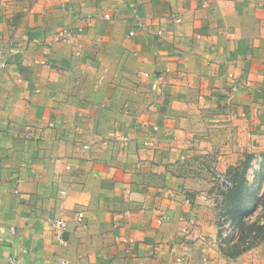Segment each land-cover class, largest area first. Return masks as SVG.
<instances>
[{"label": "crops", "instance_id": "obj_1", "mask_svg": "<svg viewBox=\"0 0 264 264\" xmlns=\"http://www.w3.org/2000/svg\"><path fill=\"white\" fill-rule=\"evenodd\" d=\"M0 51V264H264L218 236L264 163V0H0Z\"/></svg>", "mask_w": 264, "mask_h": 264}, {"label": "trees", "instance_id": "obj_2", "mask_svg": "<svg viewBox=\"0 0 264 264\" xmlns=\"http://www.w3.org/2000/svg\"><path fill=\"white\" fill-rule=\"evenodd\" d=\"M248 168V163H245L243 164L241 170L234 172L233 179L231 181L232 187L224 193L226 200L224 201L225 206L223 209H227L225 210L227 211L226 214L228 215L226 217L231 220V224H234V228H237L238 231H240L239 236L237 237V243L231 244L233 238L231 236H227L226 239L221 238L223 227L221 226L219 229L218 236L221 239L219 248L222 251V254L229 258L237 257L246 250L264 241V235H260L261 232H264V193L258 196L261 186L264 185V171L262 167V169L256 173L254 180L256 183L255 188L250 189V191L253 190V193L248 192L247 194L245 191L249 189L245 187L247 183L245 175ZM250 204L252 207H262V216L260 219H257L253 222L245 220V216L243 215L246 209L249 208ZM254 229H257L258 232H261L259 234H255L250 240H247L249 237L248 234Z\"/></svg>", "mask_w": 264, "mask_h": 264}, {"label": "built area", "instance_id": "obj_3", "mask_svg": "<svg viewBox=\"0 0 264 264\" xmlns=\"http://www.w3.org/2000/svg\"><path fill=\"white\" fill-rule=\"evenodd\" d=\"M178 21V20H176ZM160 31L157 32V35H160ZM3 54L1 53L0 51V68H4L5 67V62H4V59H3ZM236 90V87L233 86L231 88V94H233V92ZM83 218L82 214H78L77 215V220L80 221L81 219ZM167 219V216L166 215H161L160 218L157 220V223L158 224H161L163 223L165 220ZM52 225H53V229H54V235L59 239H62V235L64 234L65 230H66V222L64 220H55L52 222ZM11 231H13L11 229ZM225 230H223L224 232ZM223 237V236H222ZM226 235L223 237L225 238ZM8 264H18V260L15 259V258H9L8 260ZM61 264H66L65 262H61Z\"/></svg>", "mask_w": 264, "mask_h": 264}, {"label": "rangeland", "instance_id": "obj_4", "mask_svg": "<svg viewBox=\"0 0 264 264\" xmlns=\"http://www.w3.org/2000/svg\"><path fill=\"white\" fill-rule=\"evenodd\" d=\"M262 167H263V171H264V163L261 165V167H259L258 170L262 169ZM252 191H253V190L250 191V189H249V190H246L245 193H247V194H248V192L253 193ZM260 193H261V194L264 193V190H262ZM222 197H223L222 201L224 202V201L226 200V197H225V196H222ZM221 210H222V208H221ZM225 210H227V209H223V210H222V212H223L222 214L225 215V216H228V215L226 214L227 211H225ZM260 215L262 216V213H260ZM261 216H260V217H261ZM225 219H226V218H225ZM247 221H248V220H247ZM220 225L223 227L222 230H225L226 237H225L224 239H226L227 236H231V237L233 238V241H231V244H236V243H237V237L239 236L240 231H238V230L236 231V230H234L233 228H231V225H230V226L227 225L226 222H225V220L220 221ZM247 230H248V229H247ZM246 232H248V231H246ZM260 232H261V231H260ZM260 232H258L257 229H254L251 233L248 234L249 237L247 238V240H250L251 237H253L255 234H259ZM260 235L263 236V235H264V232H261ZM232 242H233V243H232Z\"/></svg>", "mask_w": 264, "mask_h": 264}]
</instances>
